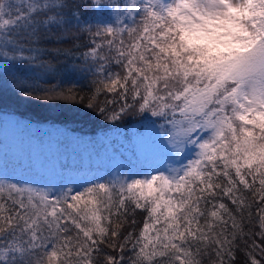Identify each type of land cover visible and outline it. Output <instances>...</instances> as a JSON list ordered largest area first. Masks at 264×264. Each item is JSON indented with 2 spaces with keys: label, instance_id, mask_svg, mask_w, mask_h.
Masks as SVG:
<instances>
[{
  "label": "snow or ice",
  "instance_id": "obj_1",
  "mask_svg": "<svg viewBox=\"0 0 264 264\" xmlns=\"http://www.w3.org/2000/svg\"><path fill=\"white\" fill-rule=\"evenodd\" d=\"M49 56L88 90L17 75ZM0 67L22 98L140 125L104 176L0 170V264H264V0H0Z\"/></svg>",
  "mask_w": 264,
  "mask_h": 264
},
{
  "label": "trees",
  "instance_id": "obj_2",
  "mask_svg": "<svg viewBox=\"0 0 264 264\" xmlns=\"http://www.w3.org/2000/svg\"><path fill=\"white\" fill-rule=\"evenodd\" d=\"M46 46L66 49L71 44ZM47 59L55 66L51 74L29 69L17 75L22 73L28 83L38 81L41 87L58 85L63 88L74 83L77 89L88 90L90 77L86 79L83 74L66 71L63 57L49 56ZM12 72L16 69L0 67V118L12 119L11 123L25 127L22 131H31L25 136V142L34 144L23 148L15 157L6 152L0 156L7 160V167L0 168L7 176L41 185L49 180L59 181L62 175L83 182L113 171L117 161L126 162L128 157H135L136 148L128 138L140 125L132 118L117 129L76 106L22 98L10 83ZM117 147L129 150V154L117 160Z\"/></svg>",
  "mask_w": 264,
  "mask_h": 264
},
{
  "label": "rangeland",
  "instance_id": "obj_3",
  "mask_svg": "<svg viewBox=\"0 0 264 264\" xmlns=\"http://www.w3.org/2000/svg\"><path fill=\"white\" fill-rule=\"evenodd\" d=\"M10 121H12V119L0 118V156L6 152L15 157L23 148L31 147L34 144L25 142V136L31 134V131H22L25 127L21 126V124L15 125ZM128 154L129 150H121L117 147L115 158L120 160Z\"/></svg>",
  "mask_w": 264,
  "mask_h": 264
}]
</instances>
